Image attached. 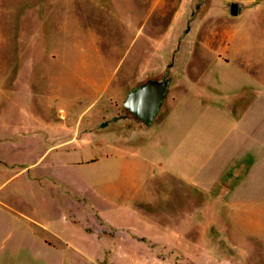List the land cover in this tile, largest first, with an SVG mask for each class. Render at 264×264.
<instances>
[{"label": "rangeland", "instance_id": "374dc122", "mask_svg": "<svg viewBox=\"0 0 264 264\" xmlns=\"http://www.w3.org/2000/svg\"><path fill=\"white\" fill-rule=\"evenodd\" d=\"M232 1L0 0V204L68 263L264 264V125L239 128L264 110V0ZM164 74L144 124L122 101Z\"/></svg>", "mask_w": 264, "mask_h": 264}, {"label": "crops", "instance_id": "0c3cea01", "mask_svg": "<svg viewBox=\"0 0 264 264\" xmlns=\"http://www.w3.org/2000/svg\"><path fill=\"white\" fill-rule=\"evenodd\" d=\"M240 120L241 132L248 133L257 122L264 125V110H243ZM72 133L74 137H80L74 135V129ZM256 138L254 140L257 142L248 144V147L264 145V142L260 143L264 140V129ZM71 214V221L78 223V217ZM16 216L21 215L15 208L0 204V264H73L68 263L67 246L59 245L56 241L59 238L62 243L67 242L62 234L40 221Z\"/></svg>", "mask_w": 264, "mask_h": 264}, {"label": "water", "instance_id": "95a60500", "mask_svg": "<svg viewBox=\"0 0 264 264\" xmlns=\"http://www.w3.org/2000/svg\"><path fill=\"white\" fill-rule=\"evenodd\" d=\"M241 10L242 6L238 1L231 2V15H237ZM170 83L171 77L168 74L159 78H147L128 90L122 104L144 124H150L155 119L167 96Z\"/></svg>", "mask_w": 264, "mask_h": 264}]
</instances>
